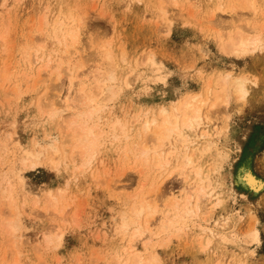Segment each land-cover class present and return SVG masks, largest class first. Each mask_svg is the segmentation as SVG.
Here are the masks:
<instances>
[{
    "label": "rangeland",
    "instance_id": "rangeland-1",
    "mask_svg": "<svg viewBox=\"0 0 264 264\" xmlns=\"http://www.w3.org/2000/svg\"><path fill=\"white\" fill-rule=\"evenodd\" d=\"M3 1L0 264H115L117 254L121 264H133L126 263V249L145 252L143 243L135 238L133 205L145 194L159 205L153 225L159 232L168 201L184 200L191 182L184 180L179 168L185 148L178 140H166L164 150L178 148L181 157L175 153L165 168L153 167L139 148L132 147L133 140L139 143L138 137H122L120 128H113L115 120L132 121L140 112L158 113L187 92H201L206 98L207 83L213 80L214 90H220L221 76L230 71L250 78L248 96L244 100L231 98L226 117L223 105L212 106L218 97L212 94L205 107L210 120L191 133L196 138L202 129L209 130L210 139L199 140L201 148L207 140L215 142L196 158L212 180L219 203L214 196L202 206L199 218H189L186 228L168 236L161 234L160 240L165 241L161 244L157 238L150 251L158 255L154 264H264V188L257 196L234 190L238 188L235 173L245 162L264 181V47L238 57L226 54L220 40L251 28L261 31L264 38V0H8L4 14ZM58 18L65 20V29L79 28L78 46L83 52L74 56L78 62L73 63L86 66L81 71L90 77L88 89L94 90L95 73L102 77L113 70L118 78L116 91L113 97L108 94L110 100L102 102V110L90 121L104 131L92 159L62 153L58 167H52L46 163V154L36 166L25 168L20 161L25 146L34 149L41 140L45 144L51 137H59L60 143L65 139L60 113L54 118L48 112L42 114L40 98L47 84L53 83V94L56 92L62 103L77 93V86L69 90L67 74L55 81L50 80L55 75L44 72L36 77L47 55L53 54L56 60L61 56V47L52 38ZM74 19L77 23L72 25ZM31 44L44 56L33 70L26 58ZM3 70L8 72L4 81ZM101 98L100 102L105 97ZM133 127L131 133L136 134L139 124ZM10 136L13 145L8 144ZM8 145L11 150L6 152ZM10 193L15 211L5 200ZM125 221L129 228L123 226ZM200 223L214 232L203 231ZM14 225L18 228L12 232ZM255 230L258 242L253 238ZM146 252L144 257H150Z\"/></svg>",
    "mask_w": 264,
    "mask_h": 264
},
{
    "label": "bare ground",
    "instance_id": "bare-ground-1",
    "mask_svg": "<svg viewBox=\"0 0 264 264\" xmlns=\"http://www.w3.org/2000/svg\"><path fill=\"white\" fill-rule=\"evenodd\" d=\"M7 2L8 0H4L2 4L1 13L3 14L7 10ZM244 7L255 11L254 7L251 5H246ZM167 13L168 12L165 10V15ZM3 17V15H0V20H2ZM166 18H168V16H166ZM64 21L60 20L59 18L56 19L52 30L53 42L54 44L61 47H59L61 56L60 58L58 57L59 60H56V57H54L53 54L47 55L46 63L38 68L36 77L40 78L42 76V72H44L48 76L55 75L56 79L55 76L54 79L53 77L50 78V80L52 79V81H55L61 79L63 74H67L70 80L69 90L71 91L77 86V95L75 94L74 98L71 100L69 99V96H67L62 103L61 101H59L58 94H56V92L55 94H53V83L47 84L48 86L44 94L40 98L42 110L44 108L42 114H46V112H48V116L50 114L52 115L50 117H56L57 113H60L59 115H61L63 118L64 129L66 130V133L64 134L65 139L60 143V140H58L59 137H51L45 144H43L44 142L41 140L34 144V149H29V146H25V150L22 151V155L20 158V161L25 168L36 166L37 162L42 158V156L46 154L49 155V158H46V163L48 165H51L52 167H58L61 162L59 157L62 153L63 155L64 153L65 155L71 153L72 155H74V158H76V155H78L80 158L87 157L88 159H92L96 152L98 139L104 134V131L102 132V130H99L98 124H91L90 121L94 120V114L102 110L101 107L99 108V106L103 105L102 102L106 101V99L108 98V94L113 93V95H111L113 97L115 94L114 92L116 91L115 88L118 78L112 72L113 70L109 71L108 73L106 72L107 74L103 73L102 77L99 72L95 73L96 71H93V73H95V83L92 86L94 90L88 89L89 81L87 80H89L90 77L84 76L83 71H81L84 70L83 68L86 66L82 68L81 65L78 66V63L76 64V62L78 61L74 60V56L76 54H82L83 52H81V49L78 46L80 32L78 26L75 25L76 19L72 20V25L74 24L75 27L69 29H65L67 24L65 25ZM251 29L247 30V32L239 30L234 35L230 34L227 39L221 38L220 40H223V42L221 43L223 51L226 54L241 57L250 53H254L257 50L259 51V49L263 48L264 38L260 33L261 31L257 32V30ZM38 48L39 47L36 48L33 44H31L26 49V58L28 60V63H30V69L32 70L34 69V64L44 60V56L39 55L40 52ZM58 50L59 49H56L54 51L58 52ZM81 54L80 56L82 57L83 55ZM106 57L110 58L111 53ZM73 60L76 62L73 63ZM82 65H84L83 62ZM230 72H226L221 76V87L219 86L221 88L220 90H214L213 80H210L207 83V89H205L207 91L206 98V94H203L201 92H187L181 97V99L177 100L172 105L161 107L158 113L142 114L140 112L134 119H132V121L124 119L115 120L116 122L113 124V128L118 126L120 128V135L122 137L124 136L127 139L131 137L133 138L135 136L138 137L139 143L132 139L134 143L132 147L135 146L136 150L137 148H139L142 151L141 154L146 157L147 162L153 167L165 168L164 166L171 163V156L175 153L178 154L179 157H181L180 155L183 152L180 154V152H178L177 150L178 148L172 149L170 152L164 150L166 146V140L168 141V139L172 138L178 140V143H181L185 148V154H183L184 157L182 158V166H180L179 168L181 169V174L184 180L186 182L187 180L191 182V185L189 184V186L185 188L187 189V192L185 194L184 200L177 199L168 201L167 204L169 210H166L162 213L164 219L159 232H156L153 226L154 223H156L159 205L155 204L153 200H150L147 197L148 195L146 196V194L142 197L140 202H137L133 205V210L137 215V220H134L135 238H137L139 242L141 241L143 243L145 252L136 250L135 247H130L132 249L127 248L126 252H129V257L128 260H126V263L132 261L133 264H154V262L158 258L157 254H152L150 251L154 241H157L156 239L159 238L161 234H167L168 236L174 231L186 228L188 226L187 220L189 218H199L200 213L202 212V206L208 204V202L215 196L212 189V180L209 178L208 174H205L202 166H200L198 162V158H196V155L199 152H208L213 147L215 142H213L212 140H207V143H204L205 145L202 144L203 147L201 148L199 140L206 141V139H210L211 133L207 129H202L200 135H197L196 138H192L191 133L193 131H196L205 122H207V119L210 120V116L205 113V107L209 103L208 99L212 94L215 93L218 96L216 97L217 101L214 102L212 106H220V108H222L221 105H223L226 109V113L228 111L227 109L229 103H231V98H234L235 100H244L248 96L249 89L247 83L250 78L247 79L243 75L235 76L232 74V72ZM7 73V70H3V81L7 77ZM104 75L108 76L106 77ZM16 88H19V85H16ZM102 96H104L105 98L100 102V98ZM111 96L109 95V97ZM107 100H110V98ZM102 107H105V105ZM229 115L227 113L226 117H229ZM79 119H82V121L80 122ZM134 124H139V128L137 129L136 134H134V132L133 134L131 133V130L135 128L133 127ZM13 139L14 138L10 136V142L8 141V144L13 145ZM190 146H193L192 150L190 149ZM6 148V152H8L9 145ZM218 154L223 155L222 151H218ZM220 157L221 156H219V158ZM248 163L249 162H245L244 164H242V166H240L239 168L238 173H235L234 176V180L236 181V184L238 186V188L234 190L235 192L240 193L244 196H246L247 194L256 195L260 193V191L264 188V181L261 179V177H258L254 173ZM171 172H173V170ZM190 177H193V181H191L192 179ZM5 197V200L8 202L7 204H9L11 210L15 211L13 194L10 193L8 196L5 195ZM215 198L216 200H218V202L216 203L218 204L220 199L216 196ZM54 199L57 201L56 198ZM52 205L54 206V204ZM147 209L151 211L146 212ZM144 217L145 220H142ZM123 226L125 228H129L130 223L128 221H125ZM200 226L203 231L210 230L211 232H214L211 228H208L203 223H200ZM11 227L12 228L9 229L12 232L17 230L18 228L17 225ZM161 238H159L158 241ZM253 238L256 242L259 241V232L257 230L254 231ZM163 241L165 240H160V243ZM146 251L150 253V257L148 258L144 257L145 253H147ZM121 260V255L117 254L115 256V264H121ZM15 264H17V262Z\"/></svg>",
    "mask_w": 264,
    "mask_h": 264
}]
</instances>
